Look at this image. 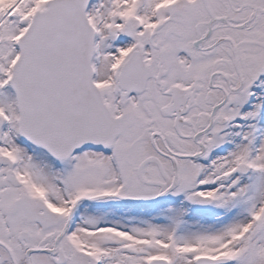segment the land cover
Returning a JSON list of instances; mask_svg holds the SVG:
<instances>
[{
	"label": "snow or ice",
	"instance_id": "1",
	"mask_svg": "<svg viewBox=\"0 0 264 264\" xmlns=\"http://www.w3.org/2000/svg\"><path fill=\"white\" fill-rule=\"evenodd\" d=\"M0 264H264V0H0Z\"/></svg>",
	"mask_w": 264,
	"mask_h": 264
}]
</instances>
